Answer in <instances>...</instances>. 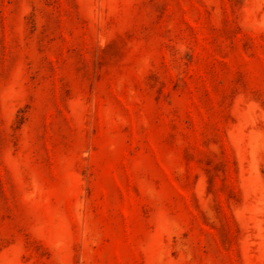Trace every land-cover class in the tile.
Segmentation results:
<instances>
[{
  "label": "rangeland",
  "instance_id": "374dc122",
  "mask_svg": "<svg viewBox=\"0 0 264 264\" xmlns=\"http://www.w3.org/2000/svg\"><path fill=\"white\" fill-rule=\"evenodd\" d=\"M0 264H264V0H0Z\"/></svg>",
  "mask_w": 264,
  "mask_h": 264
}]
</instances>
